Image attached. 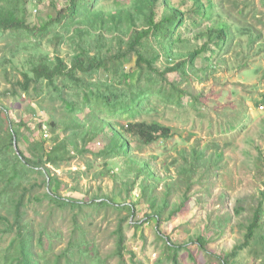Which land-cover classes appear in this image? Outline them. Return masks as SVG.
<instances>
[{
	"label": "trees",
	"instance_id": "obj_1",
	"mask_svg": "<svg viewBox=\"0 0 264 264\" xmlns=\"http://www.w3.org/2000/svg\"><path fill=\"white\" fill-rule=\"evenodd\" d=\"M29 1L0 0V79L10 84L0 95L22 100L24 93L45 109L49 119L44 124L52 135L46 138L49 147L46 139L37 138L22 149L23 132L14 129L5 111L0 116V245L4 246L0 264H108L110 257L115 264H142L127 247L126 228L138 229L150 221L158 226L174 219L185 208L193 179L213 167L224 168V154L218 144L181 148L178 158L163 164L166 169L174 165L175 176H162L154 165L156 156H140L135 147L163 142L177 131L158 120L157 105L200 106L199 96L188 83L179 86L197 70L210 69L209 65L196 68L198 58L210 62L205 52L229 51L241 44L239 36H247L242 46L250 47L259 35L248 24H235L238 16L230 21L224 15L223 0H112L110 6L111 0H57L52 2L54 14H37L33 19ZM194 28V39H205L200 46L191 44L189 33ZM44 42L53 45L51 53L43 50ZM62 45L68 48L65 55ZM22 52V67H15L13 59ZM131 62L134 79L126 70ZM7 64L17 69V79H11ZM172 72L179 74V81L168 80ZM185 95L190 97L186 105L182 103ZM254 102L264 104V93ZM37 125L41 130L43 122ZM19 126L29 131L22 117ZM98 137L102 147L91 151L87 145ZM86 153L91 154L86 168L100 160L102 169L93 173L112 171L113 187L103 190L98 184L82 189L79 178L72 176L71 184L65 185L83 196L62 195L56 169ZM86 172L90 171L79 170L78 175ZM262 183L254 204L239 201L235 205V215H241L246 205L249 208L243 237L219 257V264H239L236 257L248 247L264 264V179ZM135 187L140 195L136 201ZM177 193L179 202L172 198ZM106 220L113 228L104 236L113 239V247L103 253L99 224ZM228 220L218 219L217 228ZM157 235L166 247V257L179 264L182 244L172 243L159 231ZM63 239V245H58ZM192 241L209 253L204 236L195 234Z\"/></svg>",
	"mask_w": 264,
	"mask_h": 264
},
{
	"label": "rangeland",
	"instance_id": "obj_2",
	"mask_svg": "<svg viewBox=\"0 0 264 264\" xmlns=\"http://www.w3.org/2000/svg\"><path fill=\"white\" fill-rule=\"evenodd\" d=\"M30 0L27 9L31 12V18L35 15L46 17L48 14H54L52 2L57 0ZM61 0H58L60 2ZM177 1V0H173ZM112 0L107 3L111 5ZM186 2L182 7H186ZM223 10L230 21L238 16L235 24H248L252 27L255 34L259 35L250 47H243L247 36H239L237 40L240 45L234 46L229 51L221 50L218 55L210 54V62L204 57L196 60V68L209 65L206 73L196 71L192 74L190 81L183 80L179 86L186 87L188 84L195 95L199 96L200 106L191 108L184 106L165 107L164 104L157 105V112L160 113L158 120L169 124L177 131L173 136L163 142L147 147H135V153L149 158L156 156L155 168L163 176L170 173L176 174L174 165L163 167V164H170L173 158H178V151L181 148L189 150L192 146L199 148L205 145L218 144L223 149L222 164L224 168L216 170L211 168L208 174H202L195 177L189 187L188 198L185 200V208L182 212H176L174 219L159 222L156 226L154 221L145 223V225L136 229L126 228L127 247L134 251L135 258L142 264H172L167 255L163 240L157 235L159 231L164 236L169 237L172 243L178 245L179 264H219V257L225 252L231 251L235 244L239 243L243 237V224L248 216L249 208L245 206V211L241 215L234 214V208L239 201L254 204L259 198L260 191L263 189L264 179V104L256 106L255 100H259L264 93V0H223ZM229 12V13H228ZM228 14V15H227ZM197 29L190 31L192 39L191 44L200 46L205 39H194ZM186 34L188 32L185 31ZM44 51L52 52L53 45L48 42L42 44ZM62 54L68 52L66 45L61 46ZM25 53L14 57V66L22 65V56ZM203 55V56H204ZM213 62L215 64H213ZM133 62L126 66L130 71L131 78L134 79L135 72H131ZM4 66H10L9 64ZM8 67L13 76L11 79H17V69ZM1 68V67H0ZM20 74H18V78ZM168 80L179 81L180 76L176 72L167 74ZM188 83V84H187ZM10 84L4 78L0 79V91L9 88ZM12 96L6 94L0 95V116L6 112L8 119L13 122L14 129H20L23 132L22 149L26 144L37 138H48L51 136L47 128L49 117L45 109L38 107L25 96L21 94ZM190 97L185 95L182 103L186 105ZM199 112L203 115H200ZM4 114V115H5ZM22 117L26 122L25 130L17 127V121ZM38 122H43L42 129H38ZM61 135V134H60ZM130 139L132 135L126 134ZM102 138L93 139L87 148L91 151H97L102 147ZM133 145V143H132ZM45 146H50V140L46 139ZM91 154L86 153L82 156L76 155L70 165H63L56 172L61 179L60 192L64 196L81 198L80 192L69 189L65 183L71 184L72 176L78 177L82 189H87L89 185L96 187L100 184L103 190H110L115 177L108 174L95 176L101 168L100 160L91 162V169H87V159ZM79 170L90 171L86 174L78 175ZM115 170V169H114ZM262 171V173H261ZM161 189V185L159 186ZM183 192L185 187H181ZM139 188L133 190V199L139 198ZM173 200L179 202L180 194L172 196ZM145 209L142 208V212ZM142 214L137 216L141 217ZM229 218L220 229L217 228V220ZM114 222V217H111ZM112 222V223H113ZM100 231L98 240L99 251L106 253L113 247V239L105 238L107 229L113 228V224L108 226L107 220L100 222ZM63 231L67 232L65 224ZM200 234L207 239L204 252L194 241V235ZM66 237V236H65ZM65 239V238H64ZM64 239L57 242L63 245ZM0 245V256L4 253ZM250 247L243 249L236 257L239 264H261V259L249 250ZM127 254L125 253V259ZM115 258H108V264H115ZM125 264H131L128 261Z\"/></svg>",
	"mask_w": 264,
	"mask_h": 264
},
{
	"label": "water",
	"instance_id": "obj_3",
	"mask_svg": "<svg viewBox=\"0 0 264 264\" xmlns=\"http://www.w3.org/2000/svg\"><path fill=\"white\" fill-rule=\"evenodd\" d=\"M14 147H15V150H17L16 146H15V143H14Z\"/></svg>",
	"mask_w": 264,
	"mask_h": 264
}]
</instances>
